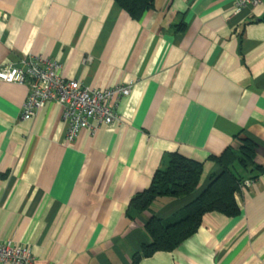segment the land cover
<instances>
[{
    "label": "crops",
    "instance_id": "obj_1",
    "mask_svg": "<svg viewBox=\"0 0 264 264\" xmlns=\"http://www.w3.org/2000/svg\"><path fill=\"white\" fill-rule=\"evenodd\" d=\"M234 2L155 0L135 20L114 0H0V66L42 55L83 86L132 83L119 121L67 143L61 105L23 120L28 87L0 81L1 243L28 246L35 264H132L149 216L185 203L160 198L129 216L166 156L202 163V190L218 170L209 158L242 133L261 171L245 173L238 215L207 213L137 264H264V0Z\"/></svg>",
    "mask_w": 264,
    "mask_h": 264
},
{
    "label": "trees",
    "instance_id": "obj_2",
    "mask_svg": "<svg viewBox=\"0 0 264 264\" xmlns=\"http://www.w3.org/2000/svg\"><path fill=\"white\" fill-rule=\"evenodd\" d=\"M135 20L151 10L155 0H114ZM238 147H227L218 157H210L218 166L216 173L208 178L204 189L199 190L202 163L178 153L168 154L156 170L150 186L136 194L131 201L129 216L150 211L160 198L182 199V209L169 218L151 215L144 224L148 242L132 256V264L155 252L172 251L200 227L205 214L219 212L236 216L240 212L236 194L245 181V173L255 178L261 167L255 164L256 147L242 133L236 137ZM244 171L241 174L237 169Z\"/></svg>",
    "mask_w": 264,
    "mask_h": 264
},
{
    "label": "built area",
    "instance_id": "obj_3",
    "mask_svg": "<svg viewBox=\"0 0 264 264\" xmlns=\"http://www.w3.org/2000/svg\"><path fill=\"white\" fill-rule=\"evenodd\" d=\"M262 0H235L239 7L255 6ZM61 66L42 55H30L18 64L0 66V81L26 85L28 94L21 118L31 119L40 108L58 103L62 106V121L66 127L65 142L72 143L82 129L92 134L101 125L120 120L115 111L117 101L130 94L132 83L98 89L83 86L77 80H68L61 74ZM252 180L242 186H250ZM0 264H35L26 245L0 242Z\"/></svg>",
    "mask_w": 264,
    "mask_h": 264
}]
</instances>
